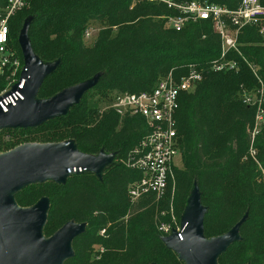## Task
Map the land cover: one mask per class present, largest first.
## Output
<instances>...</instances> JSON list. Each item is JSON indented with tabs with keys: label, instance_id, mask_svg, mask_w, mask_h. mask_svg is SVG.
I'll return each mask as SVG.
<instances>
[{
	"label": "trees",
	"instance_id": "1",
	"mask_svg": "<svg viewBox=\"0 0 264 264\" xmlns=\"http://www.w3.org/2000/svg\"><path fill=\"white\" fill-rule=\"evenodd\" d=\"M208 1L229 9L240 4ZM27 2L9 21L10 44L24 62L18 39L28 24L33 52L43 63H57L36 99L97 81L64 115L33 127L2 128L0 153L24 144L73 141L86 154H113L101 176L86 171L70 175L65 183L37 182L15 194L22 207L49 198L43 228L47 237L69 221L85 223V230L73 240L74 254L63 264H186L166 246L158 226L168 222L171 203L181 219L196 188L207 208V238L222 235L243 220L240 238L219 255L218 263L264 264V124L253 135L257 108L240 96L242 86L250 92L260 86L259 78L264 83V21L239 32L240 53L227 56L237 62L236 70H214L221 37L210 20L175 30L167 25L174 10L163 3ZM92 20H101L103 26L93 44L86 45L85 32ZM190 64L203 70V79L194 91L180 96L176 119L182 165L175 167L174 192L169 190L160 201L146 195L132 202L128 186L140 179L141 172L129 168L125 159L149 127L144 117L120 116L111 104L116 94L152 90L169 72L179 77ZM5 84L1 77L0 91Z\"/></svg>",
	"mask_w": 264,
	"mask_h": 264
},
{
	"label": "water",
	"instance_id": "2",
	"mask_svg": "<svg viewBox=\"0 0 264 264\" xmlns=\"http://www.w3.org/2000/svg\"><path fill=\"white\" fill-rule=\"evenodd\" d=\"M27 31L28 24H25L18 39L25 70L19 83L0 96V101L16 91L22 98L8 104L6 110L0 106V129L33 127L64 115L97 81L78 83L50 98L36 99L44 78L57 63H43L39 59ZM112 161L113 154H86L73 141L24 144L0 153V264H63L71 257L73 240L85 230V223L69 221L47 237L43 228L50 208L49 198L44 196L35 205L22 207L16 202L15 194L32 183L47 180L65 183L70 175L86 171L101 176ZM206 212L196 188L182 215L181 229L162 238L186 264H219V255L240 238L238 230L243 220L228 232L207 238L204 235Z\"/></svg>",
	"mask_w": 264,
	"mask_h": 264
},
{
	"label": "built area",
	"instance_id": "3",
	"mask_svg": "<svg viewBox=\"0 0 264 264\" xmlns=\"http://www.w3.org/2000/svg\"><path fill=\"white\" fill-rule=\"evenodd\" d=\"M163 3L174 10L167 25L175 30H182L187 25L199 20H210L214 31L221 37V56L212 62L214 70H236L237 62L227 59L231 51L240 53L238 35L249 24L264 21V4L260 0H240L236 9H229L208 0H133ZM27 0H0V79L4 77L5 88L0 96L10 92L16 86L25 70V63L19 58L10 44L9 21L26 7ZM87 29L85 36H89ZM256 74V69L250 65ZM203 79V70L196 64L188 65L186 73L175 77L169 72L162 77L152 90L140 92H121L115 95L111 107L120 116L140 115L146 120L149 132L128 153L125 163L129 168L141 172L140 179L128 186L132 202L146 195H154L160 201L166 193L175 188V167H180L181 149L177 131L176 115L183 92L194 91ZM260 86L250 92L242 88V99L248 105L256 106V122L253 135L264 124V83L259 78ZM250 93V94H248ZM22 98L19 91L0 101L4 110L8 104ZM262 122L259 124V121ZM170 212L174 217L171 203ZM162 238L170 236L174 229L170 222H161L158 226ZM104 229L101 233H104Z\"/></svg>",
	"mask_w": 264,
	"mask_h": 264
},
{
	"label": "rangeland",
	"instance_id": "4",
	"mask_svg": "<svg viewBox=\"0 0 264 264\" xmlns=\"http://www.w3.org/2000/svg\"><path fill=\"white\" fill-rule=\"evenodd\" d=\"M103 26V22L101 20H92L91 21V24L88 28V30L90 31V35L89 36H85L84 38V42L86 45H91L93 44L97 34H98V31L99 29ZM23 54V53H22ZM24 59V58H23ZM25 63V62H24ZM257 72V70H256ZM241 88L245 89L244 86H242ZM250 94V93H248ZM241 96V95H240ZM242 97V96H241ZM262 122V120L259 121V124ZM2 130V129H0ZM182 165V163L180 164V166ZM54 181V180H53ZM46 182V181H45ZM41 183V182H39ZM34 184V183H32ZM30 185V184H29ZM28 186V185H27ZM25 188V187H24ZM23 189V188H22ZM181 220H182V217L181 219H178L177 216L175 215L174 213V217L172 216V214H170V218L168 219V222L171 223L172 225V228L175 230H180L181 229ZM167 222V221H166ZM173 231V232H174Z\"/></svg>",
	"mask_w": 264,
	"mask_h": 264
}]
</instances>
